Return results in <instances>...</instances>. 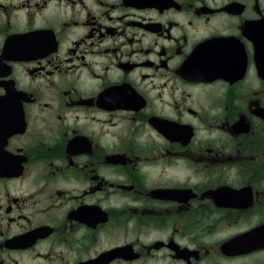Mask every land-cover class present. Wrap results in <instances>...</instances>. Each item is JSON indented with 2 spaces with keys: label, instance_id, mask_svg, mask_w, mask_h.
Returning a JSON list of instances; mask_svg holds the SVG:
<instances>
[{
  "label": "flooded vegetation",
  "instance_id": "flooded-vegetation-1",
  "mask_svg": "<svg viewBox=\"0 0 264 264\" xmlns=\"http://www.w3.org/2000/svg\"><path fill=\"white\" fill-rule=\"evenodd\" d=\"M0 264H264V0H0Z\"/></svg>",
  "mask_w": 264,
  "mask_h": 264
}]
</instances>
